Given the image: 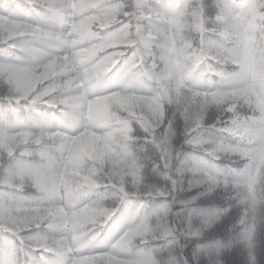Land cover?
<instances>
[{
  "label": "snow or ice",
  "instance_id": "snow-or-ice-1",
  "mask_svg": "<svg viewBox=\"0 0 264 264\" xmlns=\"http://www.w3.org/2000/svg\"><path fill=\"white\" fill-rule=\"evenodd\" d=\"M0 264H264V0H0Z\"/></svg>",
  "mask_w": 264,
  "mask_h": 264
},
{
  "label": "trees",
  "instance_id": "trees-1",
  "mask_svg": "<svg viewBox=\"0 0 264 264\" xmlns=\"http://www.w3.org/2000/svg\"><path fill=\"white\" fill-rule=\"evenodd\" d=\"M0 47H2V46H0Z\"/></svg>",
  "mask_w": 264,
  "mask_h": 264
}]
</instances>
